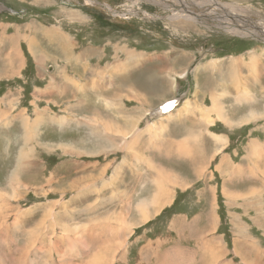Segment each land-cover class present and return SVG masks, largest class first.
<instances>
[{"label": "rangeland", "instance_id": "obj_1", "mask_svg": "<svg viewBox=\"0 0 264 264\" xmlns=\"http://www.w3.org/2000/svg\"><path fill=\"white\" fill-rule=\"evenodd\" d=\"M97 1L0 0V264H139L142 252V264L157 259L181 264L186 252L212 239V247L219 239L225 248L226 264H264V170L257 172L252 155L256 140L264 145V116L245 120L253 108L264 113V98L249 105L237 102L240 91L251 95L255 90L243 82L236 88L222 76L242 68L241 80L255 75L264 85V42L175 18L165 3ZM217 1L239 7L234 15L227 13L235 23L264 28V0ZM245 8V16L253 18L242 17ZM131 9L139 13L121 16ZM48 34L52 38L46 39ZM13 45L21 51V65L11 68L15 75L4 76ZM241 57L247 64L237 68ZM202 62L218 77L208 79L217 84L208 91L222 98L225 116L217 117L207 97L204 141L178 139L183 138L179 127L174 135L149 136L148 121L168 117L178 106L185 113L187 102L198 100L195 73ZM109 79L113 89L101 84ZM104 93L112 107H99ZM126 102L139 115L138 127L124 135L111 133L101 115L119 121ZM163 107L168 111L161 112ZM174 123L167 120L158 130L170 132ZM136 128L144 137L139 147ZM196 133L194 128L188 135ZM133 152L142 154L139 161L130 156ZM128 153L124 182L120 163ZM20 161L25 164L18 166ZM242 167L257 176L240 177ZM16 168L19 178L12 182ZM158 179L173 198L149 220L133 224L140 218V202L143 210L152 205L151 187Z\"/></svg>", "mask_w": 264, "mask_h": 264}, {"label": "bare ground", "instance_id": "obj_2", "mask_svg": "<svg viewBox=\"0 0 264 264\" xmlns=\"http://www.w3.org/2000/svg\"><path fill=\"white\" fill-rule=\"evenodd\" d=\"M92 5H98V1L97 0H88ZM152 2H156V3H165L167 7H170L172 8V13H173V16L175 18H185L187 20H195L199 23H204V24H207V25H214L218 30L219 28H222L224 31L228 32V33H231V34H234V35H237V36H241V37H245V36H254V37H257V38H260L261 41L264 42V28H261L258 24H253V26H243L239 23H235L234 20H233V17L232 16H228L227 13L229 14H233V11H234V7L239 9L238 6H232L231 3H229L228 5L226 4H220V2H218L217 0H150ZM104 5L107 9H109L110 11H114L111 9V7L108 5V4H102ZM192 6V7H191ZM220 6H223L224 8H221L220 9ZM248 8V7H247ZM247 8H245L244 12H241L242 13V17H244L246 15L245 12H247ZM222 12V14H220V11ZM241 10V9H240ZM240 10H237L236 15H238V13H240L239 11ZM216 11H217V14H216ZM115 12V11H114ZM135 13H139L137 10L135 9H131L127 12H124L121 16L122 17H127L126 15H130V14H135ZM117 14V13H116ZM137 15V14H136ZM250 18H253L252 15H248ZM248 16H245V17H248ZM239 18V17H238ZM244 21V20H243ZM187 24V23H186ZM251 24V23H250ZM212 28V27H211ZM53 32V33H52ZM52 34H55V31H51ZM50 39L52 38V35L48 34L46 36V39ZM12 50L9 52V54L7 55V59H6V65L8 68H14L16 66H20V62L22 61V57H21V51L18 49V47L16 45H13V47L11 48ZM259 54H262V51H260ZM258 54V55H259ZM253 55V54H251ZM248 56V55H247ZM233 57V56H232ZM249 57V56H248ZM255 57V56H254ZM253 57V58H254ZM252 58V57H251ZM264 58V57H263ZM241 59H243V57L240 58V61L239 62H235L237 63V68H239L241 66V64L243 65L245 62L242 61ZM239 60V59H238ZM258 60V59H257ZM261 61V60H260ZM251 62V61H250ZM258 62V61H257ZM260 63V62H259ZM262 63V62H261ZM225 64V63H224ZM247 64V63H245ZM251 65V64H250ZM254 65V64H253ZM257 65V64H255ZM260 65V64H259ZM230 66V65H229ZM244 66V65H243ZM242 66V67H243ZM252 66V65H251ZM216 67V66H215ZM228 67V66H227ZM233 67V66H232ZM210 66L209 64L206 65V62H202L198 65V67L196 66V73H195V90H196V87H198V92L201 90V86L200 87V81H197V75L200 73V70L202 69L203 71L207 70L210 71L211 69H209ZM231 68V67H230ZM235 68V67H234ZM234 68H231V70L229 69L228 71L224 72L222 74L223 76V79L225 81H228L229 83L232 84V86L236 87V88H241V85L240 83L243 82L245 83V87L246 89L248 88H253L255 90V93L254 94H249L248 92H245V91H240L237 95H235V100H237V102H248L247 105L249 104H254L256 101H258L260 98H264V85L262 84L261 82V79L257 76L254 75V77H251L249 79H246V81H243L241 80L243 76V71L239 68L238 69H234ZM259 68V67H258ZM245 69V68H244ZM249 69V67H248ZM255 70V69H254ZM250 71V70H249ZM260 71V70H259ZM251 73V71H250ZM257 73V72H255ZM249 74V72H248ZM261 74V72H260ZM251 75V74H250ZM10 76V75H9ZM261 76V75H259ZM245 78V77H244ZM261 78H263L261 76ZM209 78L205 79V82H204V85L205 87H209L210 86H213L212 83H210V81L208 80ZM216 80H218V77L216 76L215 77ZM245 80V79H244ZM204 81V80H203ZM224 81V82H225ZM198 85V86H197ZM217 85V84H216ZM214 84V87L216 86ZM228 85V84H227ZM204 87V86H203ZM203 97L205 98L206 97V92L210 89H206L204 90L205 88H203ZM260 91V92H259ZM214 95V94H213ZM217 95V94H216ZM212 100H213V104H214V112L217 113V117L219 116H225L224 114V111L225 109L222 107V103L220 104L222 98H218L217 99V96H212L211 97ZM258 99V100H257ZM230 100V99H229ZM199 101V99H198ZM233 101V100H232ZM189 103L191 104V107L189 108V114L190 116L192 117V115H195L196 113H198L199 111L201 112L202 109H199L197 106V100L196 98H192ZM204 105V104H203ZM241 105V104H240ZM206 105L203 106V108L205 107ZM207 107V106H206ZM231 107V106H230ZM168 107H163L161 110H166ZM228 108V107H227ZM233 108V107H232ZM259 110V109H258ZM256 110V108L254 109L253 108V112L250 114V116H247V118L245 119L246 121L249 120L252 121L253 119L255 118H263L264 116V113H262V111H258ZM250 111V110H249ZM229 112V110H228ZM232 112V111H231ZM227 113V112H226ZM248 113V112H247ZM246 113V114H247ZM200 114V113H199ZM215 114V113H214ZM227 117V116H226ZM225 117V121L229 124H234L233 122H229V118ZM221 118V117H220ZM131 119L135 122V125L137 126L139 124V118L138 117H131ZM52 120H55V119H52ZM214 120V118H213ZM257 120V119H256ZM57 121V119H56ZM118 121V120H116ZM112 122L108 125V128L110 131L112 132H121V128H120V125H119V121L118 122ZM233 121V120H232ZM242 121V118L240 119V122ZM64 120L61 119L59 120V124L60 125H63L64 124ZM235 122V121H234ZM239 122V120H238ZM237 122V123H238ZM239 122V123H240ZM28 123V121L26 122ZM243 123H245L243 121ZM149 124V123H148ZM27 127V126H25ZM154 128V125L152 124H149L147 126V129H153ZM94 135L96 137H102V135L100 133H97L95 132ZM31 137V136H30ZM211 139H214V136L211 134L210 135ZM224 140V139H222ZM256 143L259 144V147L258 149L256 150L257 152H254L252 153V155L254 156V160H258V163L255 165L256 168H257V172L258 171H261V170H264V145H261L259 143L258 140H256ZM60 146V144L58 145ZM63 147L64 150H72L73 149V146H70V145H67V144H62L61 145ZM260 150L262 152H260ZM24 156V155H23ZM23 158V157H22ZM21 158V159H22ZM252 158V157H251ZM252 160V159H251ZM24 161H20V164L18 166H21L25 163H23ZM37 164V162H36ZM39 165V164H38ZM226 167L229 168V167H232V165L230 164H226ZM22 169V167H20ZM250 168V166H249ZM27 169V168H26ZM230 169V168H229ZM241 167H238L236 168V171H240ZM243 169V173L240 174V177H250V175L256 177L257 175L253 172H251V169H249V171H245L244 170V167H242ZM253 169V168H252ZM19 169H15V171L13 172L12 176H11V181L12 182H15L14 180L16 178H19V176H17V172H18ZM32 171V170H31ZM35 171V170H34ZM33 171V172H34ZM30 172V171H29ZM38 172V171H36ZM31 174V173H30ZM40 174V173H39ZM17 176V177H16ZM253 177V178H254ZM251 178V177H250ZM161 180L158 179V183H159V189L161 190V193H165L166 192V188L164 189V185L160 182ZM76 186V185H74ZM86 198L88 199L89 196L88 194H86ZM144 205V202H140V204L138 205V208L140 211L143 210L142 206ZM152 208H151V212H149V215H145V219H148L150 218V214L152 213H157V211L162 207L164 206L163 204H159L156 200H153L152 202ZM55 225V224H54ZM56 226V225H55ZM36 231V230H35ZM43 250V249H42ZM37 255V254H36ZM44 262V261H43Z\"/></svg>", "mask_w": 264, "mask_h": 264}, {"label": "crops", "instance_id": "obj_3", "mask_svg": "<svg viewBox=\"0 0 264 264\" xmlns=\"http://www.w3.org/2000/svg\"><path fill=\"white\" fill-rule=\"evenodd\" d=\"M33 41H35V42H33ZM30 43L34 46V45H36L37 44V40L35 39V38H31L30 39ZM34 49V48H33ZM35 54H36V52H35ZM35 60L37 61V60H42V59H40L39 57H37V58H35ZM160 60V59H159ZM156 62H158V60L156 61ZM134 63H136V62H134ZM42 64H43V62H42ZM44 65V64H43ZM157 67H159L158 65H156V67L155 66H153V69H154V72L156 71V69H157ZM6 69H7V71L5 72V73H2V75H4V76H8V75H11V68H8L7 66H6ZM158 70V69H157ZM188 69H186V71H187ZM208 70V69H207ZM207 70H205L202 74H203V80H202V82L200 83V84H203V88H205L204 90H206V87H205V85H204V82H205V79H207V78H211V77H213V78H215L216 76H214V74L212 73V71L210 70V71H208L207 72ZM151 71H153V70H151ZM166 70H164L163 72H165ZM16 73L14 72L12 75H15ZM124 74V73H123ZM11 75V76H12ZM199 75H200V73H199ZM199 75H198V81H199ZM180 77H184V76H186L185 74L184 75H179ZM163 77H165V75L163 74ZM105 80H106V78H105ZM216 80V79H215ZM120 81H121V83H123V84H125V86L126 87H131V86H129L128 84V82H126V81H129V79H126V78H124V79H122L121 80V76H120ZM210 81V83H212L213 84V86H210V90H214V83L212 82V80L210 79L209 80ZM102 85H109V84H111V89H113V83H111V81H110V79H109V81L108 82H103V83H101ZM121 86H122V84H121ZM134 86V85H133ZM200 87H201V85H200ZM202 87H201V90L199 91V97H198V99L199 100H202L203 102L207 99V97L211 100L212 98V96H211V94H212V91H208V93H207V95H206V97L204 98L203 97V93H204V91H203V89H202ZM133 88V87H132ZM192 92H193V89L191 90V94H192ZM190 94V95H191ZM102 96H104L105 97V102H104V106H99L100 108H104V107H112L113 105H111V103H112V101H111V96H108V94H102ZM142 97L141 96H138V99L137 100H139V99H141ZM173 99V98H172ZM172 99L170 100V101H172ZM186 101V100H185ZM184 101V102H185ZM203 102H200V101H198L197 100V104H198V108L199 109H202L201 110V112L199 111L198 113H196L195 115H192V117L190 116V114H189V108L191 107V104L189 103V101L187 102L188 103V110L185 112V113H182V112H184V109L183 108H179V106L178 107H176V108H174V109H172L171 111H174L175 109H177L174 113H171L168 117H165V118H160V119H157V120H155V119H152V122H149L148 121V123H151L152 125H154V128H156V131L154 130V128L153 129H147V127H146V125H145V127H146V129L148 130V134H149V136H151V135H153V134H158V133H160V132H162L164 135H174V133L176 132V128L177 127H179L180 129H181V131H178V134H180V136L179 137H183V138H178V139H180V140H189V139H197V142L199 141L200 142V140H203L204 141V138L202 137V133H207L206 132V130H207V128H208V126H207V123L206 122H203V120H202V118H201V116H202V114H203V112L204 111H206V109L208 108V107H206L207 105L205 104V102L203 103ZM96 103V102H95ZM127 103V102H126ZM182 103V102H181ZM110 104V105H109ZM206 105L204 108H203V106L204 105ZM95 108L97 107V106H94ZM96 110V109H95ZM181 110H182V112H181ZM161 112L162 111H164V110H160ZM165 111H168V109H166ZM170 111V112H171ZM123 112V114H121L120 116H119V122L118 121H116L115 119H111V118H108L107 117V115H105V114H102L101 115V120L103 121V123L105 124V126L108 128V125L110 124V123H112V122H114V121H116V122H118L119 123V125H120V128H121V132H112V131H110L109 129V131L111 132V133H119V134H125V133H130V128L129 127H132V128H134V127H136L135 126V123H134V121L131 119V117L133 116V117H139V115H135V114H132L131 112H132V110H131V107L130 106H128V103H127V107H126V110H124V111H122ZM151 112H152V109H151V111H150V115H151ZM200 113V114H199ZM169 114V113H168ZM167 114V115H168ZM129 117V118H128ZM151 118V117H150ZM162 119V120H161ZM167 120H173L175 123L173 124V125H171L170 126V132H167V131H160V130H158V127H159V125L161 124V123H163V122H166ZM139 122H140V119H139ZM206 124V128L204 127V125ZM138 127V126H137ZM194 128H196V137H192V138H190L189 137V135L191 134V132L194 130ZM166 128H163V130H165ZM137 131L138 132H141V130L138 128H136V131H135V133H134V135H135V138L137 137V138H140V139H137L136 141H135V145L136 146H140V140L141 139H144V137L143 136H141V133H138L137 134ZM159 131V132H158ZM182 134V135H181ZM189 134V135H188ZM213 136H214V139H211V140H215V141H218V142H221L220 141V139L218 138V136H216L215 134H212ZM142 137V138H141ZM134 138V139H135ZM211 138V137H210ZM113 139V138H112ZM202 142V141H201ZM183 143H185V141L183 142ZM207 143V142H206ZM177 146V145H176ZM205 147H207V146H205ZM178 148V147H177ZM212 148V147H211ZM182 149V148H181ZM128 150H130V149H128ZM184 152H185V156L188 154L187 153V149L186 150H184ZM178 154H182L181 152H177ZM132 154V155H131ZM157 154H159V156L160 155H162V152H157ZM165 154V153H164ZM133 155H135V158L139 161V159L142 157V154L141 153H137V152H133V153H130V156H133ZM165 155H171V154H165ZM183 155V154H182ZM122 156H123V154H122ZM129 156V153L128 154H126V157H127V159H126V161H125V159H123L121 162H123V161H125L123 164H121L120 163V168H121V170H120V172H121V174H122V178H123V181L124 182H126L127 181V175H126V170H127V168H128V160H129V158H130V156ZM203 156V155H202ZM132 159L135 161V159H134V157H132ZM206 161H207V159H206ZM140 164V163H139ZM227 164H230L231 165V163H227ZM123 166H125V167H123ZM239 167H241V166H239ZM238 168V167H237ZM226 169H227V167H226ZM197 171H199V170H197ZM196 171V172H197ZM157 178V177H156ZM156 178H155V181H156ZM239 181H241L240 179H238ZM245 180V179H244ZM122 181V180H121ZM154 184H156V185H154ZM153 185H152V189H155V191L150 195V198H151V201L153 202V200H156L159 204H163V205H165L166 203H168L169 201H170V199H171V191H170V193L169 192H165V193H161V190L159 189V183H154ZM121 185V184H120ZM157 189V190H156ZM258 192H261V188H259L258 189ZM258 194H260V196L261 195H263V193H258ZM173 198V197H172ZM153 206L151 205L150 207H148L146 210H143V211H140L139 213H140V218H139V220H136V219H133L135 222H133V224H138L139 223V221H143L144 222V219H145V215H149V212H151L152 210H151V208H152ZM161 210V209H160ZM159 210V211H160ZM158 211V212H159ZM157 212V213H158ZM153 214V213H152ZM151 215V214H150ZM151 218V217H150ZM150 218H148V219H146L145 221H147V220H149ZM209 225V224H208ZM210 226V225H209ZM210 232H212V230L210 229ZM213 233V232H212ZM207 238V240H210V237L208 236V237H206ZM201 242L202 243H200L199 245V247H197V248H195V250H192V251H190V252H186L183 256L185 257V260L184 261H182V263L181 264H226V262L224 263V261H225V257L224 256H226V253H225V248L221 245V246H219V243H220V240L219 239H217L216 241H215V243H217V245H216V247H212L211 246V243H213L214 242V240L212 239V241H211V243L209 244H207V242H204V241H202L201 240ZM190 244H192V243H190ZM194 244V243H193ZM235 246V245H234ZM180 249V251L181 250H183L182 248H179ZM142 255H143V252L141 253V255H139L138 256V259H137V261L138 262H140L139 264H142V262H141V259H142ZM222 259H224V260H222ZM229 262V261H228ZM152 264H161V261L159 260V259H157V260H155V261H153V263Z\"/></svg>", "mask_w": 264, "mask_h": 264}]
</instances>
